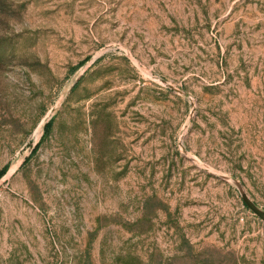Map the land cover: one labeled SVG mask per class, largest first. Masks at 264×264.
<instances>
[{"label": "rangeland", "instance_id": "rangeland-1", "mask_svg": "<svg viewBox=\"0 0 264 264\" xmlns=\"http://www.w3.org/2000/svg\"><path fill=\"white\" fill-rule=\"evenodd\" d=\"M7 165L0 264H264V0H0Z\"/></svg>", "mask_w": 264, "mask_h": 264}, {"label": "trees", "instance_id": "trees-1", "mask_svg": "<svg viewBox=\"0 0 264 264\" xmlns=\"http://www.w3.org/2000/svg\"><path fill=\"white\" fill-rule=\"evenodd\" d=\"M51 124H50V122L47 124V128H49V126H50ZM8 170H9V166L7 165V166H5L4 168H3V170H1L0 171V179L3 177V176H5V174L8 172Z\"/></svg>", "mask_w": 264, "mask_h": 264}]
</instances>
